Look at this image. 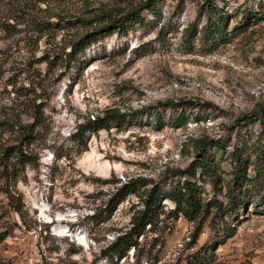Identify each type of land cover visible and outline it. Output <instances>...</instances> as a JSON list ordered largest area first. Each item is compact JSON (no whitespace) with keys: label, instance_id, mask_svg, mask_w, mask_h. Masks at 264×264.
Segmentation results:
<instances>
[{"label":"rangeland","instance_id":"obj_1","mask_svg":"<svg viewBox=\"0 0 264 264\" xmlns=\"http://www.w3.org/2000/svg\"><path fill=\"white\" fill-rule=\"evenodd\" d=\"M140 1L0 0V117L9 113L28 122L22 106L29 93L45 118L31 145L37 161L26 165L14 187L22 219L10 210L0 181V232L8 231L0 240V264H109L103 249L129 227L140 203L130 194L107 219L104 198L117 180L143 176L165 190L182 179L169 171L193 159L189 138L220 141L210 152L224 182L234 148L249 157L253 175L264 115L263 125L236 120L264 104V17L248 22L243 16L264 8V0H214L232 16L229 29L240 25L214 40L200 32L207 20L204 0H158L154 13L142 12L145 24L105 36L66 65L71 42L95 26L81 20L113 8L124 13ZM180 98L216 107L187 108L186 123L174 127L178 110L160 102ZM107 108L122 115L117 123L87 131L85 147L74 145L76 128ZM11 139L0 136V146ZM213 194L208 182L201 184L204 200ZM161 203L165 211L175 206L169 199ZM247 210L212 264H264V214L252 205ZM160 218V227L143 238L163 242L151 248V264H184L210 237L205 227L189 248L193 223ZM134 260L130 249L118 264Z\"/></svg>","mask_w":264,"mask_h":264},{"label":"trees","instance_id":"obj_2","mask_svg":"<svg viewBox=\"0 0 264 264\" xmlns=\"http://www.w3.org/2000/svg\"><path fill=\"white\" fill-rule=\"evenodd\" d=\"M157 1L142 0L135 8L124 13L119 8H113L96 14L90 20H81L80 23L90 25L95 23V26L71 42V49L65 54L66 65L82 50L105 36L113 33L126 35L136 25L145 24L142 12L154 13ZM204 1L202 8L207 20L200 32L206 38L211 37L213 40L224 38L240 27V25H235L229 29V20L232 16L215 6L214 0ZM262 9L264 8L257 12L248 11L243 16L249 19L248 22L261 19L264 17ZM160 105L164 108L178 110L171 120V125L174 127L186 123L188 115L185 110L187 108L216 107L207 100L186 98L168 99L160 102ZM22 107L24 113L30 118L26 123H22L19 117L9 113H4L0 117V136L7 134L12 137L10 142L5 141L0 146L1 191L6 195L10 210L20 219H22L24 205L22 197L14 191L15 183L26 165H33L37 161L36 153L31 149V145L37 139L38 128L43 126L45 120L40 104H37L29 93ZM263 115L264 104H259L249 114L241 116L236 121L244 125L260 121L263 125ZM121 116L115 108L103 110L102 115L88 119L85 124L76 128L71 135L73 144L85 147L84 138L87 131L96 132L109 128L110 124L118 121ZM161 126L162 123H159L157 127L161 128ZM258 139V153L253 175L249 172V157L239 148H234L231 152L233 166L230 178L224 182L215 156L213 152H210L211 148H219L220 141L200 135L189 138L193 159L185 168L169 171L171 176L182 179L174 182L167 189L164 190L159 182L143 176L130 177L123 182L117 180L115 183L118 184L103 200L105 218H110L118 205L130 194L138 198L140 206L133 211L129 227L120 231L103 249L102 255L109 261V264H118L119 260L128 255L130 249L135 254L132 264H151V258L155 260L156 257L155 254L151 256V248L157 244L160 247L163 242L153 243L155 237H152L150 241L143 240V238L160 227L162 215L169 216L173 220L181 217L193 223L189 248L197 245L200 234L207 227L210 232L209 239L189 252L184 264H212L217 258L216 248L234 235L242 216L248 213L249 205L264 214V134L260 133ZM206 182L214 189L213 196L208 200H204L201 196V184ZM219 194L221 197L218 196ZM254 196L257 197L256 200H252ZM164 199L172 201L174 208L165 211L161 203ZM7 233V230L0 232V240Z\"/></svg>","mask_w":264,"mask_h":264},{"label":"built area","instance_id":"obj_3","mask_svg":"<svg viewBox=\"0 0 264 264\" xmlns=\"http://www.w3.org/2000/svg\"><path fill=\"white\" fill-rule=\"evenodd\" d=\"M178 219L181 220V217H179Z\"/></svg>","mask_w":264,"mask_h":264}]
</instances>
